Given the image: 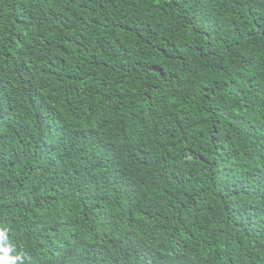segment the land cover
I'll use <instances>...</instances> for the list:
<instances>
[{"label": "trees", "instance_id": "16d2710c", "mask_svg": "<svg viewBox=\"0 0 264 264\" xmlns=\"http://www.w3.org/2000/svg\"><path fill=\"white\" fill-rule=\"evenodd\" d=\"M0 264H264V0H0Z\"/></svg>", "mask_w": 264, "mask_h": 264}]
</instances>
